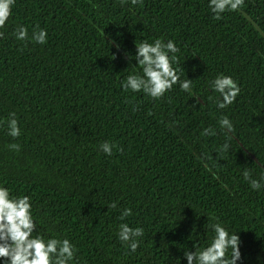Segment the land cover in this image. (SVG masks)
Masks as SVG:
<instances>
[{
    "label": "trees",
    "instance_id": "16d2710c",
    "mask_svg": "<svg viewBox=\"0 0 264 264\" xmlns=\"http://www.w3.org/2000/svg\"><path fill=\"white\" fill-rule=\"evenodd\" d=\"M20 25L27 42L13 35ZM36 25L46 44L31 40ZM258 28L264 0H245L221 20L209 0H16L0 29V122L15 112L21 135L0 126V185L31 197L38 233L69 239L73 264H188L184 252L207 246L217 222L240 237L237 264H264V187L254 191L243 177L264 175ZM157 38L179 47L173 66L193 95L178 84L159 100L123 90L141 72L135 43ZM221 74L241 88L225 109L211 88ZM222 115L233 138L220 129ZM208 127L216 135L202 136ZM106 141L112 155L100 148ZM125 208L133 214L121 220ZM121 223L144 229L134 253L118 239Z\"/></svg>",
    "mask_w": 264,
    "mask_h": 264
},
{
    "label": "clouds",
    "instance_id": "9594fccd",
    "mask_svg": "<svg viewBox=\"0 0 264 264\" xmlns=\"http://www.w3.org/2000/svg\"><path fill=\"white\" fill-rule=\"evenodd\" d=\"M15 2L16 0H0V29L5 27L11 17ZM129 2L132 6L143 4V0H119L121 6ZM244 7L245 0H209V8L215 20H221L226 12H242ZM13 35L18 41L29 40L28 29L23 25L18 26ZM260 35L264 36V32H260ZM3 37L4 33L0 31V38ZM47 38V31L36 25L31 40L43 45L47 43ZM135 47V60L141 72L130 74L121 82L124 91L142 92L152 100H159L178 84L181 91L193 95L192 80H181L177 69L173 66L178 63L176 54L180 52L175 41L169 39L164 42L157 38L149 43L143 40L135 43ZM211 88L222 98L216 102L218 109H225L235 103L241 92L238 82L231 76L223 74L218 75L211 82ZM3 123L7 124V134L13 140L21 135L15 112L9 114L6 122H0V126ZM218 123L220 129L224 130L229 138L234 137V125L227 115H222ZM201 135L214 136L216 131L208 127L201 132ZM8 147L19 152L21 146L18 143H11ZM115 147L116 145L107 141L100 145L106 155H112ZM228 149L229 144L226 142L221 146L220 151ZM243 177L254 191L264 187L261 183L264 181V175L260 180L253 179L250 171L246 169ZM116 206L115 202L109 205L113 209ZM132 214L130 208H125L119 219L124 220ZM211 227L215 235L207 246L203 249L194 246V252H184L188 264H237L241 259L240 237L236 233H230L219 222ZM117 235L122 244L134 253L140 246L138 238L144 236V229L132 228L127 223H121ZM77 252L78 249L69 239H45L41 236L37 231V222L33 218L31 197L12 195L8 187L0 185V259L3 260V264H73Z\"/></svg>",
    "mask_w": 264,
    "mask_h": 264
},
{
    "label": "water",
    "instance_id": "95a60500",
    "mask_svg": "<svg viewBox=\"0 0 264 264\" xmlns=\"http://www.w3.org/2000/svg\"><path fill=\"white\" fill-rule=\"evenodd\" d=\"M245 15H246V17L248 18V19H250L251 21H253V19H252V17L250 16V15H248L247 13H245ZM261 32H264V31H262V29L261 28H258ZM238 141H239V143L243 146V143L238 139ZM246 151H248L249 152V150L248 149H246ZM251 156L258 162L259 160H258V158L256 157V155H254V154H252L251 153Z\"/></svg>",
    "mask_w": 264,
    "mask_h": 264
}]
</instances>
